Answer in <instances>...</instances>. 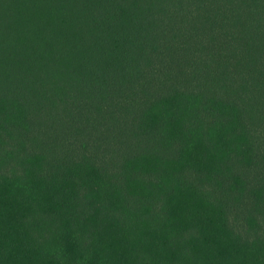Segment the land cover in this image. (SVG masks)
<instances>
[{
  "label": "trees",
  "instance_id": "16d2710c",
  "mask_svg": "<svg viewBox=\"0 0 264 264\" xmlns=\"http://www.w3.org/2000/svg\"><path fill=\"white\" fill-rule=\"evenodd\" d=\"M0 264H264V0H0Z\"/></svg>",
  "mask_w": 264,
  "mask_h": 264
}]
</instances>
